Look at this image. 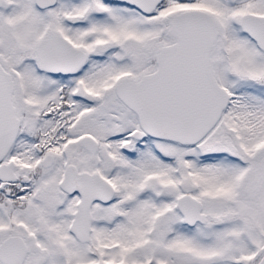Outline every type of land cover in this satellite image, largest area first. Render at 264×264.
Here are the masks:
<instances>
[{
  "label": "snow or ice",
  "instance_id": "snow-or-ice-1",
  "mask_svg": "<svg viewBox=\"0 0 264 264\" xmlns=\"http://www.w3.org/2000/svg\"><path fill=\"white\" fill-rule=\"evenodd\" d=\"M0 264H264V0H0Z\"/></svg>",
  "mask_w": 264,
  "mask_h": 264
}]
</instances>
